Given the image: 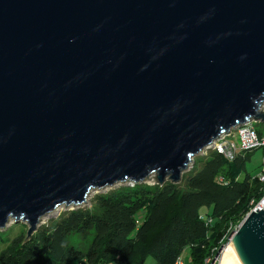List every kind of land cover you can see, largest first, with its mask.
Listing matches in <instances>:
<instances>
[{
	"label": "water",
	"instance_id": "1",
	"mask_svg": "<svg viewBox=\"0 0 264 264\" xmlns=\"http://www.w3.org/2000/svg\"><path fill=\"white\" fill-rule=\"evenodd\" d=\"M263 108L264 0H0V229L179 183ZM231 243L264 264V201Z\"/></svg>",
	"mask_w": 264,
	"mask_h": 264
},
{
	"label": "trees",
	"instance_id": "2",
	"mask_svg": "<svg viewBox=\"0 0 264 264\" xmlns=\"http://www.w3.org/2000/svg\"><path fill=\"white\" fill-rule=\"evenodd\" d=\"M251 152L229 161L209 151L194 159L181 183H141L98 195L89 208L65 213L31 238L27 232L15 237L0 264H146L149 257L176 264L186 249L192 264H205L227 245L228 228L239 226L264 198L259 174L247 170ZM77 234L93 237L86 249L70 244Z\"/></svg>",
	"mask_w": 264,
	"mask_h": 264
},
{
	"label": "rangeland",
	"instance_id": "3",
	"mask_svg": "<svg viewBox=\"0 0 264 264\" xmlns=\"http://www.w3.org/2000/svg\"><path fill=\"white\" fill-rule=\"evenodd\" d=\"M263 112H264V108L262 110V113ZM250 122H252L251 124H253V126L255 127V129L258 132H260L261 134L264 135V122L253 121V120H251ZM243 129H244V127H241V128H238L236 131L231 132L232 134L230 133L228 135L222 136L221 139L218 142H216L215 144L210 146L202 154H199L198 156H196V158L200 157V156H206V154L209 151H214V150L216 151V148H215L216 146L215 145L217 143H221V142H224V141H234L235 140V142L237 144H239L238 132L243 130ZM233 134H235L234 137L232 136ZM250 157H251V160L247 163V170H248V172L251 175L257 176V174L260 173V169H261V165H262V161H263V157H264V149H258L256 151L251 152L250 153ZM192 167H193V164H191L189 166V168L183 173L182 180H183L184 174L188 173V171H190V169ZM166 182H171V181H170V179H167ZM145 184H147L149 186H153L155 184H158V178L154 175V176L148 178L145 181ZM134 185L135 184H133V183H122V184L115 185L114 187H107L105 189L94 190V191H92L90 193L86 204L82 205L79 208H83V209L89 208L91 206L93 200L95 199V197H97L98 195H104L106 193H109L110 191H113V190H116V189H120V188L133 187ZM76 208H78V207H75V206H70V207L62 206V207L58 208L56 211H54L53 213L45 216L41 220L37 230L40 229L41 227L50 226L55 221H57L62 215H64L67 212H70L72 210H75ZM207 212H208V209H203L202 210V215H206ZM28 231H29V226L26 223H24V222L17 223L14 220H11L6 225L5 228L0 229V254L8 246V244H9V242L11 240H13L15 237H17L18 235H20L23 232H27L28 233ZM92 239H93L92 236L84 238V237H82V236L77 234V235L71 236L69 238V242H70L71 245H73V246H75L77 248L86 249L88 247V245L90 244V242L92 241ZM230 245H232V243H230L228 246H230ZM224 250H225V248L223 249V251H222V248H219L215 258L218 256V254H220L221 258H222ZM181 258H182L184 264H192L191 263V255H190L189 249H186L182 253ZM215 258H212V259H215ZM146 264H156L155 259L153 257H149L147 259V261H146Z\"/></svg>",
	"mask_w": 264,
	"mask_h": 264
},
{
	"label": "built area",
	"instance_id": "4",
	"mask_svg": "<svg viewBox=\"0 0 264 264\" xmlns=\"http://www.w3.org/2000/svg\"><path fill=\"white\" fill-rule=\"evenodd\" d=\"M251 123L252 122H250L249 124H246L244 126V129L238 132L239 144H237L235 142V140L217 143L215 145L216 151L218 153L224 155L227 160L233 161L241 151H254V150H258V149H264V135L259 134L257 132V130L252 126L253 124H251ZM230 133H231V131L225 135H228ZM225 135H223V136H225ZM234 135L235 134H233L232 136L234 137ZM220 139H221V137H220ZM215 143H213V144H215ZM258 179L260 180L261 183L264 184V157H263V161H262V165H261V171L258 175ZM262 201H264V198ZM259 205L254 210L258 209ZM203 217H205L204 220L206 221L208 226H210L213 223L212 218H208L206 216H203ZM240 225L239 226H231L228 228L227 232L225 233V235L223 237V240L227 241V245L222 247V251L224 248H226L231 243V241H232L233 237L235 236L236 232L238 231ZM176 264H184L181 257L177 260ZM205 264H221V255L218 254V256L215 259H212V258L207 259L205 261Z\"/></svg>",
	"mask_w": 264,
	"mask_h": 264
},
{
	"label": "bare ground",
	"instance_id": "5",
	"mask_svg": "<svg viewBox=\"0 0 264 264\" xmlns=\"http://www.w3.org/2000/svg\"><path fill=\"white\" fill-rule=\"evenodd\" d=\"M204 151H202L200 154H202ZM221 264H243L238 256L234 243L225 248L221 258Z\"/></svg>",
	"mask_w": 264,
	"mask_h": 264
}]
</instances>
